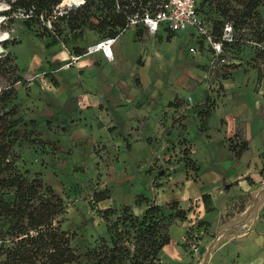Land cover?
<instances>
[{
	"label": "rangeland",
	"instance_id": "obj_1",
	"mask_svg": "<svg viewBox=\"0 0 264 264\" xmlns=\"http://www.w3.org/2000/svg\"><path fill=\"white\" fill-rule=\"evenodd\" d=\"M6 8V4L0 1V17L4 18L0 20V34H4L5 37L8 32V37L0 40V47L3 49L0 57L5 50H10L16 56L19 72L26 80L25 84L16 85V102L20 103V110L26 118L36 121L44 140L43 143L24 148L18 165L22 169L40 172L43 180L62 197L66 206L62 227L75 232L73 244L80 253L92 246L100 235L105 234V223L100 217L99 210L108 206L118 207L121 204H130L133 210H136L137 207L134 205L136 195H144L151 199L152 180H158L165 174L166 165L183 161L184 148L190 146L192 157L200 161L210 154L215 153L217 156L218 151L219 156L224 157L225 152L222 148L211 149L209 145H205L207 139L203 137L206 132L213 133V137L216 135V128L220 122L219 120L215 122L222 108L214 112L203 123V127L197 116L195 118L196 110L193 104L190 109L170 111V115L162 113L159 119L161 126L167 117L170 119L166 120L167 128L163 127L162 133L158 132L153 116H148L147 113L136 120V114L129 106L117 107L106 104L104 110L82 111L75 107V101L71 98L63 102L61 111L58 109V113L56 110L53 111L47 89L52 83L51 72L47 71L46 64L58 51L46 53L44 56L43 39L36 38L35 32L26 29L19 17H14L11 23L6 22L2 15ZM261 12L264 16V8ZM34 29L38 30L37 27ZM193 35H197L196 29L193 28L178 31L172 36L169 35V31L162 28L158 36L146 38L144 41L132 42L127 35H123L119 39V44L113 45L116 61L112 65H102L97 70V75L86 74L69 79L70 86L67 92L71 96L81 94L82 89L96 93L98 79L103 75L126 79L135 71L140 76L156 75L161 80L163 77L174 80L178 76H184L188 80L189 77L198 75L201 83L208 85L205 91L207 100L203 99L205 103L198 107L212 106L214 109L216 97L224 91L219 84L221 67L215 69L211 67L212 59L204 52L209 49L208 43L199 40V45ZM62 37L69 46L73 44L68 32ZM3 42H7L6 49L2 46ZM116 46L122 51L120 60L116 55ZM190 47L197 49V53H190ZM39 55L44 56L42 63L39 62ZM140 56L146 59L145 68L138 65ZM253 56L254 49L244 50L240 55L242 61L240 59L235 61L243 62V65L232 73L230 71L227 78L231 77L241 86L239 101L248 104L258 100L254 92L258 84L255 85L253 82L257 78V71L251 69V64H246ZM230 61L229 59L228 63ZM36 67L38 68L36 74H31V69ZM260 78L264 79V63L261 65ZM80 85L83 88H80ZM194 88L193 86L189 94L193 101H197L199 93H202V86ZM261 92H264V87ZM134 121L135 124L131 127ZM201 128L204 130L201 131ZM164 136L167 137H165L167 145L162 148ZM104 188L111 190L110 205L106 206L105 202L93 203L92 192Z\"/></svg>",
	"mask_w": 264,
	"mask_h": 264
},
{
	"label": "trees",
	"instance_id": "obj_2",
	"mask_svg": "<svg viewBox=\"0 0 264 264\" xmlns=\"http://www.w3.org/2000/svg\"><path fill=\"white\" fill-rule=\"evenodd\" d=\"M0 1L7 6L2 11L6 22H13L14 15L19 12L31 11L29 17L22 19L26 29L35 32L36 38L50 39L47 46L62 43L71 54L78 56H82L86 49L77 45L85 31L94 33L99 40L117 37L128 29L126 15L136 11L134 7L117 11L114 0H85L81 6L71 8L66 14L52 20L55 6H65V0ZM135 1L153 7L163 0ZM262 8L264 0L198 1L197 13L207 24L212 39L221 40L225 23H230L233 28V40L223 41V52L227 58L219 68L221 78L227 79L230 71L232 73L243 65L240 55L244 50L254 49V56L246 64H251V69L257 71V79H260V69L264 63ZM47 21H50L51 29L46 27ZM65 32L73 40L71 46L62 37ZM200 40L203 41V38L200 37ZM2 46L6 49L7 42H3ZM239 59L241 61L235 63ZM0 83H3L0 84V264H162L160 253L170 242L169 226L175 221L185 220L188 210L183 209L178 201L160 205L140 194L134 200L136 207H143L139 214L130 204L102 208L99 214L105 223V234L80 253L73 244L75 232L62 227L66 215L62 197L43 180L40 172L22 169L18 165L24 148L43 143L44 140L36 121L26 118L20 110V103L16 102V85L25 84L26 80L19 72L16 56L10 50H5L0 57ZM177 104L178 101L174 99L168 106L177 107ZM211 107L199 110L202 127L211 115ZM227 141L235 157H240L248 149V142L238 133ZM182 151L184 168L196 171L198 168L190 158V146ZM261 175L264 177V166ZM110 198L109 188L92 192L95 204ZM202 200L208 204L206 194ZM202 225L197 224L196 227ZM206 230L207 227L204 233ZM186 235L196 242L194 246L198 245L201 238L193 234V228H188Z\"/></svg>",
	"mask_w": 264,
	"mask_h": 264
},
{
	"label": "crops",
	"instance_id": "obj_3",
	"mask_svg": "<svg viewBox=\"0 0 264 264\" xmlns=\"http://www.w3.org/2000/svg\"><path fill=\"white\" fill-rule=\"evenodd\" d=\"M160 30L157 34L149 36L141 27H130L116 37L114 44H119L123 35H127L132 42L144 41L146 38L158 36ZM170 34L174 33L169 32ZM193 37L197 42L200 40L197 35ZM98 40L94 33L85 31L77 45L86 48ZM43 41L44 56L46 53L58 51L57 56H53L52 60L48 59L46 64L47 71L51 72L50 78H53L50 87L47 86L53 111H61L63 102L71 98L75 101V107L82 111L104 110L106 104L129 106L136 114V120L147 113L148 116H153L159 133L167 128L166 120H170L167 117L161 126L159 119L162 113L190 109L193 104L196 110L195 118L197 116L199 119L198 113L202 108L198 106L205 103L203 99L207 100L205 91L208 85L201 83L198 75L191 76L188 80L184 76H178L174 80L163 77L161 80L156 75L140 76L135 71L126 79L103 75L98 79L96 93L82 89L81 94L71 96L68 93L69 79L86 74L97 75V70L102 65H112L116 61L115 53L113 61L106 60L100 52H94L82 55L76 63L67 66L68 54L61 45L55 42L47 46L50 39L44 38ZM204 52L211 56L210 49ZM43 55H39L40 63L43 61ZM116 55L118 60L122 58V51L118 46ZM137 62L141 68L146 67L144 56H140ZM37 71V67L32 68L30 73L34 75ZM219 78V84L224 91L216 97L210 117L222 108L215 122L219 120L220 125L216 128L214 137L213 133L208 132L204 133L203 137L207 139L205 145H209L211 149L222 148L224 157L219 156L218 151L217 156L215 153L210 154L200 161L193 158L191 153L190 158L198 168L196 171H187L183 161L170 163L165 166L164 175L158 180H152L153 196L150 200L160 205L178 201L183 209L188 210L185 220L175 221L169 226L170 242L160 253L162 264H264V177L261 175L264 166V92H261L264 79L253 80L255 85L258 84L257 90L254 91L258 100L248 104L239 101L241 86L235 83L234 79ZM30 85L32 86V82ZM193 86L194 89L202 86V93H199L197 101H193L189 94ZM80 88L83 87L80 85ZM174 99L178 101L177 107H169L168 103ZM235 133L248 142V149L240 157H235L228 147L227 139ZM165 137L162 140V148L167 145ZM158 183L162 185L156 186ZM205 194L208 196V204L202 200ZM102 202L107 203L106 206L111 203L110 199ZM142 210L143 207H137L134 212L139 214ZM201 223L204 225L197 228V224ZM188 228H193V234L201 238L198 245L194 246L193 243L196 242L187 237Z\"/></svg>",
	"mask_w": 264,
	"mask_h": 264
},
{
	"label": "built area",
	"instance_id": "obj_4",
	"mask_svg": "<svg viewBox=\"0 0 264 264\" xmlns=\"http://www.w3.org/2000/svg\"><path fill=\"white\" fill-rule=\"evenodd\" d=\"M199 0H163L155 6L145 4H137L135 0H114L115 10H126L128 7H134L135 12L126 15V27H141L149 36L155 35L163 28L170 33H176L182 30L196 29L197 37L203 38V41L208 43V48L211 51L212 68L226 63V58L223 52V41L231 42L233 40V28L230 23H225L221 35V40H214L209 34L207 24L200 18L197 13V4ZM62 2V1H61ZM85 0H79L77 3H71L67 6H55L51 19H56L59 16L66 14L71 8H76L84 4ZM31 15V11L27 13L19 12L14 17L21 19ZM48 29H51L50 21L45 23ZM8 37V32L6 33ZM5 38V39H6ZM4 40V39H3ZM116 37H106L90 44L86 47L84 54H92L100 52L102 56L108 60H114L113 44ZM2 41V40H1ZM61 47L68 54L67 66L76 63L81 56L71 54L68 48L61 43ZM189 52L197 53V49L190 47Z\"/></svg>",
	"mask_w": 264,
	"mask_h": 264
},
{
	"label": "bare ground",
	"instance_id": "obj_5",
	"mask_svg": "<svg viewBox=\"0 0 264 264\" xmlns=\"http://www.w3.org/2000/svg\"><path fill=\"white\" fill-rule=\"evenodd\" d=\"M73 2L77 3V2H79V0H65V6H67ZM5 38H6V36L4 37V34H0V40L5 39ZM2 50L3 49L0 47V53L2 52Z\"/></svg>",
	"mask_w": 264,
	"mask_h": 264
},
{
	"label": "clouds",
	"instance_id": "obj_6",
	"mask_svg": "<svg viewBox=\"0 0 264 264\" xmlns=\"http://www.w3.org/2000/svg\"><path fill=\"white\" fill-rule=\"evenodd\" d=\"M4 18L0 17V20H3Z\"/></svg>",
	"mask_w": 264,
	"mask_h": 264
}]
</instances>
